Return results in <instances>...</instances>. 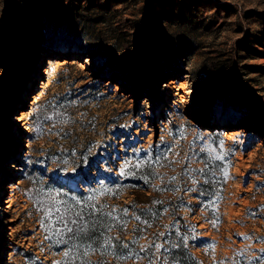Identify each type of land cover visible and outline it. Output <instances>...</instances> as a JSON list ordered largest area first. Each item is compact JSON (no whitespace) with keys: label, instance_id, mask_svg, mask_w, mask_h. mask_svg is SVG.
I'll return each instance as SVG.
<instances>
[{"label":"rangeland","instance_id":"374dc122","mask_svg":"<svg viewBox=\"0 0 264 264\" xmlns=\"http://www.w3.org/2000/svg\"><path fill=\"white\" fill-rule=\"evenodd\" d=\"M3 23L15 40L0 43V264L63 259L65 246L46 239L51 221L37 190L82 199L120 175L126 161L148 154L154 161L159 156L163 166L154 167L164 179L128 184L122 194L127 202L144 199V192L162 201L139 204L158 214L142 217L152 227L145 226L147 240L140 243L164 232L157 240L164 244L161 255L170 237L187 234L200 264L264 257V212L258 211L264 209V0H0ZM111 46L145 64L146 85L138 93L125 90L121 74H99L87 53ZM200 135L204 140L196 139ZM210 137L227 154L214 163L229 172L226 181L219 172L213 178L222 182L215 187L224 197L217 227L209 222V197L200 195L211 185L201 186L199 172H192L198 184L185 175L205 167L200 147L212 143ZM137 171L129 167L125 175ZM172 176L178 179L170 182ZM193 225L195 234L187 231ZM212 243L214 251H206ZM246 247L247 259L237 256Z\"/></svg>","mask_w":264,"mask_h":264},{"label":"snow or ice","instance_id":"6c2138e0","mask_svg":"<svg viewBox=\"0 0 264 264\" xmlns=\"http://www.w3.org/2000/svg\"><path fill=\"white\" fill-rule=\"evenodd\" d=\"M57 117H60L61 123H66L68 118L64 117L62 113L56 111L54 113ZM45 119H51V117H45ZM197 140H204V136L200 135L196 138ZM212 143L205 142L200 147V152L206 153L204 168L185 170V175L193 180L194 183H200V181L192 176V172H199L201 176H204V183L211 185L200 192L201 196L209 197L206 208L211 209L214 218L209 222L217 227L220 222L219 205L223 201L224 197L216 189L215 184L222 183L219 179L213 178L217 176V172L224 177L226 181L229 178V172L227 169L215 164V161H224L226 159V153H220L217 151L216 147L212 145L216 143L217 138H209ZM177 145L179 141L176 142ZM220 148H223L224 141L219 140ZM173 149H169L172 151ZM137 152L139 149L136 150ZM160 155H165L161 153ZM177 155H179L177 153ZM166 158V156H165ZM176 161H169V164L175 163ZM147 166L149 171L143 175L145 183L149 182L150 178L164 179L160 176L159 172L156 170L154 165L163 166L158 158L154 161L150 154L146 155L144 159L136 161L135 164L131 160H128L120 169V175H125L126 170L129 167L139 169L143 166ZM212 165V167H209ZM207 169V174L205 170ZM128 175H135V172L127 173ZM178 179L177 176H172L170 182H175ZM153 188L157 191L160 189L153 184ZM179 191L180 189H175ZM188 191L195 192L196 188H189ZM114 194L113 189L104 185H100L99 188L93 189L90 193L84 196L82 199L75 196H71L68 199H59L62 195L60 192H48L45 193L41 190H37L35 194V199L40 205V210L44 212V216L51 221L49 225H46L47 231L51 233L46 239L51 240L52 237H56L55 245H64L63 259L54 261V264H94V262L89 258L91 254L100 253L102 259L99 264H108L106 257L108 255L115 256L116 260L120 264H127V261L134 259L137 262L147 259L148 264H169L167 255L161 253V249L164 248V244L156 242V240L149 241L147 244H141V240H147L145 233V226L151 228L152 224L149 219L142 217H156L158 214L153 210L151 206L142 207L139 204H132L131 208L112 206L108 203L101 202V197ZM153 204L162 203V201L155 200ZM139 210V211H137ZM164 209V212H167ZM259 212H264V209H259ZM249 216H257V211L249 210ZM136 221L137 225L132 229L133 238L131 241H127L121 238L120 235L112 236L113 231L127 232L129 225ZM59 224V227L56 225ZM172 227H175L173 225ZM188 232L196 233V226H190L187 229ZM171 235V233H169ZM242 235V234H238ZM165 236L164 232H159L156 234L157 240L159 237ZM193 240L196 239V235H192ZM189 236L187 234L180 237L179 244H172V248H179L181 246L187 247V241ZM245 239H252L251 236H246ZM115 241V243H114ZM167 243V241H165ZM215 244H209L206 247V251H214ZM165 253L169 249L165 248ZM249 249L246 247L237 253V256H244L247 259V253ZM264 252V249L261 250ZM143 253V255H141ZM194 261V258H193ZM172 264H181L180 261L173 260ZM194 264L198 262L194 261ZM220 264H225L221 261ZM231 264H241L240 260L231 261ZM247 264H264V257H252L249 259Z\"/></svg>","mask_w":264,"mask_h":264},{"label":"trees","instance_id":"16d2710c","mask_svg":"<svg viewBox=\"0 0 264 264\" xmlns=\"http://www.w3.org/2000/svg\"><path fill=\"white\" fill-rule=\"evenodd\" d=\"M11 27L3 23L0 25V43L7 44L10 41L15 40V33L11 32ZM3 48L2 45H0V50ZM91 58V60L96 63L97 71L99 74L102 75H118L121 74V77H119V80L125 90L130 91L134 94L138 93L145 85V79L147 76V70L145 64L141 61V59H134L133 55L129 51H122L119 47H96L92 48L87 52ZM103 58H111L112 63L104 64L101 62ZM110 66H112L110 68ZM111 69V70H110ZM19 81H22V79H19ZM1 162V161H0ZM76 165L79 167L78 174L87 176V173L84 171L83 164L82 163H76ZM65 167H58V172H66ZM149 171L148 167L145 165L144 167H141L138 169L137 173L135 175L126 176V175H111L109 179L105 181V183H101V185L107 186L109 188L113 189L114 194L107 195L105 197H101V202L108 203L109 205H114L112 203H119L121 206L129 207L131 204H149L154 205L151 201V195L144 192L145 198L140 199L138 197L132 198L130 201L124 200V195H122L125 191L126 185L128 184H138L141 186V182L143 180V175L146 174ZM151 179V178H150ZM63 185V183L59 182ZM207 184L203 183L201 184L202 187H206ZM68 191L70 193H75L78 195H84L85 191L82 189H74L71 187H68ZM151 205V206H152ZM156 210L158 208L156 207ZM127 232H121L119 230L113 231L111 233L112 236L120 235L122 239L131 241L133 238V235H127ZM175 237H170L168 241L167 248L169 251L167 253L164 252L165 255H167V258L169 261L177 260L180 261L181 264H194L195 262L199 263L198 258L191 252L189 246L187 247H179V248H172V244H179L180 240H175ZM156 242H158L156 240ZM115 243V241H114ZM142 244V243H141ZM143 255V253H141ZM158 255H160L158 253ZM94 264H99V261L102 259L100 253H95L94 256L89 257ZM194 258V261H193ZM108 260V264H120L113 255H108L106 257ZM127 264H148L147 259L137 262L134 259H130L127 261Z\"/></svg>","mask_w":264,"mask_h":264},{"label":"bare ground","instance_id":"6f19581e","mask_svg":"<svg viewBox=\"0 0 264 264\" xmlns=\"http://www.w3.org/2000/svg\"><path fill=\"white\" fill-rule=\"evenodd\" d=\"M23 119H24L23 117H19V121H22ZM16 167H17V165H14V164L8 165V169H15ZM10 187H12V186H10ZM2 209L6 210V211H10L12 209V205H10V206L5 205V206H3Z\"/></svg>","mask_w":264,"mask_h":264}]
</instances>
